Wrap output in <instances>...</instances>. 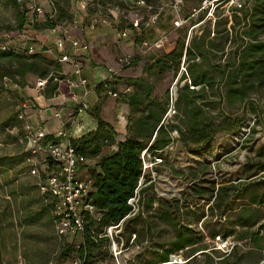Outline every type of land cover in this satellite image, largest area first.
<instances>
[{
    "label": "rangeland",
    "instance_id": "1",
    "mask_svg": "<svg viewBox=\"0 0 264 264\" xmlns=\"http://www.w3.org/2000/svg\"><path fill=\"white\" fill-rule=\"evenodd\" d=\"M127 1L100 0L99 6L93 1L89 9L94 15L100 12L107 18L112 17L110 10H114L118 22L125 26L131 24V19L145 20L158 12V4L154 10L150 5L151 9L141 10ZM203 1L182 0L184 17H191ZM253 1L237 0L230 6L219 7L208 19L207 12L204 15L197 12L191 18L194 20L191 25L196 26L189 35L190 26L182 27L177 47L182 53L186 48L193 50V57L184 61L183 56L177 69L170 61L162 67L157 65L165 54L154 62L146 60L142 67L134 69L151 84V97L159 100L164 112L161 114L156 107L152 109L148 105L149 89L143 84L136 87L141 104L133 108L132 115L140 117L148 113L146 117H161L163 131L172 143L156 153L149 150L144 158L148 169L142 187L146 189L143 201L140 194L142 209L138 214L148 200L152 199L153 205L138 218L134 228L139 234L135 240L127 242L126 236H120L122 228L119 233L112 232L117 247L110 242L108 250L103 247L94 252L91 264H146L157 259L174 239L173 227L164 218L168 209L176 226L192 228L195 237L201 238L199 245L207 248L205 252L210 258L198 255L201 251L188 264H218L231 254L234 244L237 248L230 256L232 263L264 264V154L259 151L264 144V71L258 77L243 71L245 60L258 62L261 58V53L248 51L249 45L264 41V36L254 41L245 34L243 16L252 8ZM40 3L39 0H23L16 5L13 0H0V45L7 42L15 47L16 43L19 50H24L36 42L35 27L43 23L49 13L40 16L28 6H39L45 11ZM54 3L56 8L62 5L61 0H53ZM24 11H27V21L20 28ZM151 56L131 57L130 66L137 67L142 59ZM216 66L219 71L214 70ZM225 67L227 77L222 80L221 71ZM190 71L207 74L212 85L204 89L198 87L194 93L184 90L177 102L178 90L184 84L179 78H189ZM36 80L35 76L27 75L24 81L31 86ZM16 81L22 82V78L15 75V66L0 60V264H71L76 254L63 258L60 253L67 245H79L82 238L55 235L49 210L37 190L36 178L29 174L20 158L25 150L18 139L22 127L18 114L22 111L24 87L15 84ZM229 119L233 125L228 123ZM242 119L245 120L238 125ZM206 124L225 128L214 135L208 146L198 144V135L190 134L192 128ZM148 134L149 129L143 131L142 138ZM181 136L188 141L183 142ZM155 158L160 161L155 162ZM244 208L252 221L255 220L248 226L241 225ZM232 225L238 234L227 238L229 245L221 248L212 233L218 235L223 227ZM244 230L259 232V235L255 239L240 238ZM190 254L184 249L171 254L168 262L157 261L156 264H185Z\"/></svg>",
    "mask_w": 264,
    "mask_h": 264
},
{
    "label": "trees",
    "instance_id": "2",
    "mask_svg": "<svg viewBox=\"0 0 264 264\" xmlns=\"http://www.w3.org/2000/svg\"><path fill=\"white\" fill-rule=\"evenodd\" d=\"M95 1V0H94ZM100 0H96L95 4H98ZM62 5L59 8L54 3L55 14L45 21L35 27L40 30L50 29L56 25H62L63 22H71L72 16L70 14V2L71 0H61ZM147 5H150L153 10L155 9V4L158 0H145ZM13 3L19 5L17 0H13ZM252 8L243 16L244 25L246 26V36L250 37L252 40L257 41L259 36H264V0H254ZM242 8V7H241ZM239 8V9H241ZM204 15L206 12H200ZM27 11L20 17V28L26 24L27 21ZM190 16L184 17L189 19V22L193 24L194 20L189 18ZM249 19V20H247ZM188 26V25H187ZM192 26V25H191ZM185 27V26H184ZM185 38V32L183 34ZM184 41V40H183ZM197 48V46H194ZM249 52L256 53V55L261 53V58L258 62H250L245 60L243 71H250L253 73V76H260V73L264 71V41L260 40L259 42L249 45ZM193 50L186 48L185 52L182 53L180 49H175L174 51L165 54L162 60L157 62V65H165L167 61L174 63V68L177 69L179 62L183 56L186 60H190L193 57ZM184 58V59H185ZM0 60H7L15 66V75L17 74L22 78V82L16 81L15 84H18L20 87H25L27 84L24 81L27 75H33L36 79H46L50 74L56 75V81H54V76H50L44 90L46 93L52 95L66 93V85L64 84V77L59 74L60 63L55 58L46 57L42 52L33 53L32 55H27L24 52H13L11 50H1L0 49ZM214 70L219 71V68L216 66ZM226 67L221 71L222 80L226 79L227 71ZM58 73V74H57ZM189 79L193 87L199 86V88L204 89L206 86H211V80L208 79L207 74L192 72L190 71ZM10 76V75H8ZM245 76H247L245 74ZM181 81H184L186 77H181ZM132 79L126 80V84L130 83ZM245 80V79H244ZM245 85V82H242ZM129 86V84H127ZM108 87V84H99L97 91L100 89H105ZM149 93L146 97V101L152 104L153 106L157 105V110L159 113L163 114L164 108L162 105L156 104L155 100H150L152 93L151 87L148 88ZM189 91L194 93L195 90H191L187 85H183L178 90L179 97L177 102H180L181 96H183V91ZM126 103L131 107V112L133 108L136 107L135 96H127ZM94 118L98 123L97 129L89 134L84 135L78 140H71V144L75 149V153L79 156L85 157L88 160L86 164V170L88 176L92 180V188L94 192L92 194V204L95 205L98 213L100 214L98 219H93V217H85L84 231L82 233V241L79 245H67L66 248L60 253L61 257L68 258L71 253L76 254V257L83 261V264H91L94 258V252L100 251L103 247L106 250L109 248L110 239L107 237L106 229L109 226L118 224L119 219L127 215L131 208L126 203L128 199L132 198L134 191L137 188L138 181L142 175V159L141 154L146 150L148 153L149 150L152 153L163 150L166 146L172 143V139L166 135L163 131L161 125V117L148 116L139 120V126L142 131L149 129V134L147 137L139 138L137 136L127 137L124 141H117L116 132L113 127L103 121L100 118L99 110L94 111ZM245 119H242L238 124L240 125ZM232 120H228L230 125H233ZM23 124V122H22ZM222 126H210L209 124L204 125L200 128H192L190 134L194 137L200 139L197 140L198 144L208 146L209 143L213 140L214 135L221 130H224ZM154 133L153 140L150 145L148 142L151 140V135ZM201 133V134H200ZM183 137V136H181ZM19 142L25 145L23 126L20 129V134L18 132ZM51 136L45 137V140H50ZM183 142L188 140L183 137ZM115 146L116 150L111 151V148ZM201 150V148L199 149ZM155 151V152H154ZM261 153L264 154V144L260 148ZM156 155V154H154ZM27 152L23 150L22 156L20 158L25 162V157ZM145 183V182H144ZM143 183V185H144ZM37 187V185H36ZM145 189L141 186L139 189V194L142 195L141 200L143 201V194ZM38 190V188H37ZM40 192V191H39ZM242 193V192H241ZM240 193V194H241ZM41 194V193H40ZM44 206H48L44 202V197L41 195ZM216 198V196H215ZM215 200V199H214ZM152 199L148 200V204H143V210L140 214L135 216L132 219H127L123 223L120 236H126V241L128 242L132 235L136 236L139 234V230L134 228L135 224L138 222V218H142V213L148 212L150 207H152ZM49 217H50V209ZM213 211V208L210 209ZM241 217L244 220L241 223L242 226H248L251 224L252 218L249 216V211L244 208L241 212ZM164 218L168 220L169 224L173 227L174 239L168 243V248L162 251V254L157 259H152L146 264H156L157 261L168 262V258L173 253H179L184 249L191 253L185 264H188L190 261L195 260V254L201 252L199 255L204 254L208 258L209 255L205 250L207 249L203 245H199L201 238L195 237L193 234L192 228H189L187 225L183 227H177L176 220L170 214L169 209L164 213ZM51 221V219H50ZM253 220L252 222H254ZM53 225V224H52ZM220 233V232H219ZM259 232L251 233V231H241V237L247 238L253 237L254 239L258 237ZM221 234V235H220ZM220 234L212 233V238L220 236L221 239L226 240L229 237H232L234 234H238L235 226H230V228L223 227ZM137 237V236H136ZM236 244L233 245L231 249V254L236 250ZM231 254L226 255L223 259L219 260L218 264H235L231 262Z\"/></svg>",
    "mask_w": 264,
    "mask_h": 264
},
{
    "label": "crops",
    "instance_id": "3",
    "mask_svg": "<svg viewBox=\"0 0 264 264\" xmlns=\"http://www.w3.org/2000/svg\"><path fill=\"white\" fill-rule=\"evenodd\" d=\"M39 1H41L40 4L45 9L46 14L50 12L46 1ZM135 1L128 0L127 3L136 7ZM172 1L158 0V6H156L158 10L157 20L149 26L142 24L139 28L134 29L131 24L128 26L120 24L114 10H110L112 17L107 18L106 23L98 22L95 27H91L90 17L94 13L90 12V2L85 4V0H71L69 8L72 16L71 22H63L62 26L67 27L72 39L83 42L89 47L87 51L80 50L78 52L79 55L75 62L80 73L79 75L73 73L74 67L71 63L60 64L61 75L64 77V84L66 85L65 94L52 95L46 93L44 88L36 86L37 80L33 85L24 87L21 92L23 101L27 102L24 121L33 128L43 130L45 136L50 137L59 130L67 129L69 132L67 140H78L97 129L98 123L93 114L98 109L100 118L109 123L116 132L115 139L117 141H124L127 137L132 136L141 138L143 131L140 129L139 120L146 118L148 113L134 117L131 107L126 103V98L133 95L136 104H141L136 87L146 84L145 86L149 88L151 84L147 83L146 78L139 75L134 69L142 67L146 60L154 62L159 58V55L174 51L181 41L182 27L174 28L173 21L176 20L178 14L184 18L181 10L182 5L179 6L177 14L172 7ZM83 5L85 7H82ZM138 9L142 10V8ZM122 31H127L126 38L119 37V32ZM35 37V43L39 48L52 49L51 52L44 51L42 54L54 58L56 55L55 35L49 29H45L37 30ZM161 40L160 48L148 46L144 48L145 43L152 46ZM65 52L67 54L72 53L69 45H67ZM144 54L152 55V58L142 59L137 67L123 65V62L126 61L132 63L131 57L142 58ZM81 79H86V84L80 85ZM130 79L135 80L133 83L132 81L127 83L128 86L126 80ZM99 84H108V87L97 91ZM126 88L129 90L128 92H126ZM109 93H116L117 96L113 97ZM150 100L155 99L150 96ZM155 101L156 104L161 105L159 100ZM83 105H87L88 108L83 109ZM148 105L152 109L158 107L149 102ZM56 114L59 116L57 117ZM153 136L154 133L150 137L151 140H153ZM58 140L65 141L61 138ZM115 150L116 147L113 146L111 151Z\"/></svg>",
    "mask_w": 264,
    "mask_h": 264
},
{
    "label": "built area",
    "instance_id": "4",
    "mask_svg": "<svg viewBox=\"0 0 264 264\" xmlns=\"http://www.w3.org/2000/svg\"><path fill=\"white\" fill-rule=\"evenodd\" d=\"M23 0H17L18 3H21ZM49 5V15L51 18L54 14V4L53 0H45ZM94 0H85V4L89 2H93ZM237 0H205L201 3V7L199 10H194L192 18L197 12H207L206 18H210L212 13L219 7L224 8L226 6H230V4H235ZM182 0H173L172 7L177 12L179 11V6L182 5ZM33 4V3H30ZM135 5L138 8H148L151 9L145 2V0H136ZM82 7H85L84 5ZM242 6L239 5L238 8ZM28 9L33 10L38 15H44L45 11L41 9L39 6L30 5ZM95 13V15L90 17V26L95 27L98 22H107V17L102 14ZM45 16V15H44ZM157 13L154 15L148 16L145 20H141L138 18H134L131 21L132 28L137 29L142 24L151 25L157 20ZM74 25V24H73ZM174 28H181L184 26H190L188 29V35L194 29L196 24L191 26V23L188 19L181 17L179 14L175 21H173ZM75 28V26H74ZM49 31L55 35L54 48L56 51V55L54 58L60 64L71 63L74 67L73 73L75 75H79L80 69L76 64V59L78 58L79 51H87L89 49L88 45L79 42L78 40L72 39L69 34V30L67 27L62 25H56L49 29ZM119 37L126 38L127 31L119 32ZM164 39V38H163ZM28 40V39H26ZM161 41L155 42L152 46L144 44V46L160 48ZM17 44L15 43V47H10L11 44L2 43L0 45L1 50H11L15 52H25L27 55H32L37 52H51L52 49L48 48L43 49L39 48L38 45L34 42L31 45L26 46L24 50H19ZM69 45L72 49L71 54H67L66 48ZM131 61L123 62V65H130ZM122 65V64H121ZM123 67V66H122ZM111 71V70H110ZM58 74V73H57ZM61 74V73H59ZM50 76H54V81H56L57 76L50 74ZM48 78L46 79H38L36 82V86L39 88H44L47 84ZM86 79H81L80 85L86 84ZM178 82L175 81L174 85ZM187 85L191 90L198 89L199 86L193 87L189 78L184 80V84ZM129 90L126 88V92ZM111 96H117L116 93H109ZM172 101V99H171ZM27 107V102L21 104L22 111L19 112L18 118L22 120L23 124V133H24V142H25V152H27V156L25 157V164L28 168L29 174L36 178V185L41 195L44 197V202L50 209V219L53 224L55 235L59 238H70L74 236H81L84 231L85 225V217H93V219H98L100 214L98 213L95 205L92 204V194L94 192V188H92V180L88 176L86 170V164L88 160L86 158L79 156L75 153V149L72 146L70 140H67L69 135L68 130H59L55 135L51 136L50 140H45V135L43 130L39 128H33L29 123L24 121L25 118V108ZM83 109H87V105L82 106ZM58 117L59 114H56ZM59 138L65 140H58ZM142 159V175L138 181V185L136 190L134 191V195L132 198L127 200V204L130 206V212L125 215L123 218L119 219L118 224L109 226L106 229V236L109 237L110 242L115 243V239L112 236V232H118L123 227V223L129 219L134 217V215L138 214L142 209V205L140 203V194L139 189L145 182V170L148 169L145 163V156L147 155L146 150L141 154ZM160 161L155 158V162ZM152 163V161H151ZM82 237V236H81ZM116 237V235H115ZM134 235H132L131 242L135 240ZM216 242H218L221 248H227L229 245L226 240L217 236ZM116 244V243H115ZM117 247V244H116ZM71 264H83V261L79 258H75Z\"/></svg>",
    "mask_w": 264,
    "mask_h": 264
},
{
    "label": "water",
    "instance_id": "5",
    "mask_svg": "<svg viewBox=\"0 0 264 264\" xmlns=\"http://www.w3.org/2000/svg\"><path fill=\"white\" fill-rule=\"evenodd\" d=\"M199 254H200V253H199ZM199 254H198V255H199Z\"/></svg>",
    "mask_w": 264,
    "mask_h": 264
},
{
    "label": "bare ground",
    "instance_id": "6",
    "mask_svg": "<svg viewBox=\"0 0 264 264\" xmlns=\"http://www.w3.org/2000/svg\"><path fill=\"white\" fill-rule=\"evenodd\" d=\"M178 260V259H177Z\"/></svg>",
    "mask_w": 264,
    "mask_h": 264
}]
</instances>
